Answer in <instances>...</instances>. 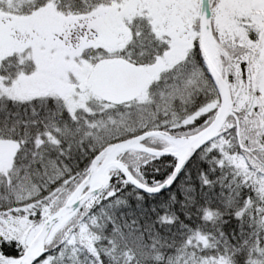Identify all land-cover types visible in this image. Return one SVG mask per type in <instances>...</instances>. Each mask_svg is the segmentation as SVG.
<instances>
[{
	"label": "snow or ice",
	"instance_id": "1",
	"mask_svg": "<svg viewBox=\"0 0 264 264\" xmlns=\"http://www.w3.org/2000/svg\"><path fill=\"white\" fill-rule=\"evenodd\" d=\"M0 264H264V0H0Z\"/></svg>",
	"mask_w": 264,
	"mask_h": 264
}]
</instances>
